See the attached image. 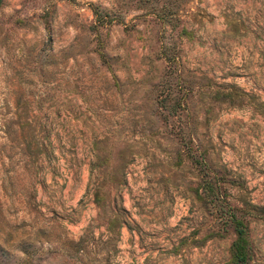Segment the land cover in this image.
Listing matches in <instances>:
<instances>
[{"label": "rangeland", "instance_id": "374dc122", "mask_svg": "<svg viewBox=\"0 0 264 264\" xmlns=\"http://www.w3.org/2000/svg\"><path fill=\"white\" fill-rule=\"evenodd\" d=\"M264 264V0H0V264Z\"/></svg>", "mask_w": 264, "mask_h": 264}, {"label": "trees", "instance_id": "16d2710c", "mask_svg": "<svg viewBox=\"0 0 264 264\" xmlns=\"http://www.w3.org/2000/svg\"><path fill=\"white\" fill-rule=\"evenodd\" d=\"M232 227L235 233L229 250L232 264H251L250 262V245L245 223L234 217Z\"/></svg>", "mask_w": 264, "mask_h": 264}]
</instances>
